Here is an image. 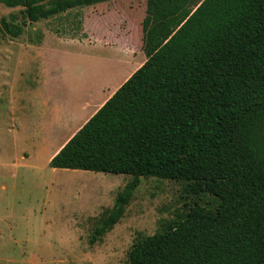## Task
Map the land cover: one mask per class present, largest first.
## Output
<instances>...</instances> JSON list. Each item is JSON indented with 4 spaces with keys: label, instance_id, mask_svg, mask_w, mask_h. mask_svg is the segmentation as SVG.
Listing matches in <instances>:
<instances>
[{
    "label": "trees",
    "instance_id": "1",
    "mask_svg": "<svg viewBox=\"0 0 264 264\" xmlns=\"http://www.w3.org/2000/svg\"><path fill=\"white\" fill-rule=\"evenodd\" d=\"M112 0H0L11 39L38 23ZM145 62L51 158L48 166L128 175L89 237L123 217L140 177L209 194L138 235L128 264H264V0H146Z\"/></svg>",
    "mask_w": 264,
    "mask_h": 264
},
{
    "label": "rangeland",
    "instance_id": "2",
    "mask_svg": "<svg viewBox=\"0 0 264 264\" xmlns=\"http://www.w3.org/2000/svg\"><path fill=\"white\" fill-rule=\"evenodd\" d=\"M145 3L112 0L29 24L17 39L0 33V264H128L138 235L194 202L217 205L207 193L189 197L186 182L140 177L120 221L89 244L132 177L54 170L46 160L56 140L41 150L39 135H27L73 87L107 95L145 62ZM18 11L0 5V18Z\"/></svg>",
    "mask_w": 264,
    "mask_h": 264
},
{
    "label": "crops",
    "instance_id": "3",
    "mask_svg": "<svg viewBox=\"0 0 264 264\" xmlns=\"http://www.w3.org/2000/svg\"><path fill=\"white\" fill-rule=\"evenodd\" d=\"M105 87L88 88L83 95L81 93L79 94L77 89L73 87L70 95L68 93V99L53 103L47 118H42L36 122L34 130L27 135H39V141L36 145L39 149L45 150L47 148V140H56L53 147L49 149L50 154L47 157V163H49L51 158L58 153L63 145L89 120L105 101L111 97L116 90L115 88H118L116 86L113 92L104 95ZM75 97H80L81 100H75ZM41 103L45 107L48 106L45 100H42ZM59 135L63 136L60 137Z\"/></svg>",
    "mask_w": 264,
    "mask_h": 264
},
{
    "label": "bare ground",
    "instance_id": "4",
    "mask_svg": "<svg viewBox=\"0 0 264 264\" xmlns=\"http://www.w3.org/2000/svg\"><path fill=\"white\" fill-rule=\"evenodd\" d=\"M137 66H140V64H138Z\"/></svg>",
    "mask_w": 264,
    "mask_h": 264
}]
</instances>
